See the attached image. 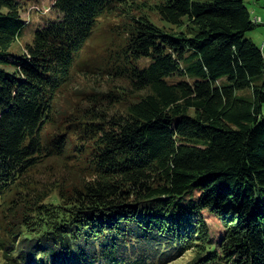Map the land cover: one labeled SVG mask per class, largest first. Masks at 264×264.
Segmentation results:
<instances>
[{
	"label": "trees",
	"instance_id": "trees-1",
	"mask_svg": "<svg viewBox=\"0 0 264 264\" xmlns=\"http://www.w3.org/2000/svg\"><path fill=\"white\" fill-rule=\"evenodd\" d=\"M147 8L184 30L166 31ZM52 10L15 57L26 11L0 0L6 263L167 264L193 250L191 264H264V46L247 37L263 18L246 0ZM110 16L123 28L99 71L111 85L78 93L72 79ZM205 212L220 219L219 240Z\"/></svg>",
	"mask_w": 264,
	"mask_h": 264
},
{
	"label": "rangeland",
	"instance_id": "rangeland-1",
	"mask_svg": "<svg viewBox=\"0 0 264 264\" xmlns=\"http://www.w3.org/2000/svg\"><path fill=\"white\" fill-rule=\"evenodd\" d=\"M25 9L24 20L27 21V25L21 35V37L13 44L12 53L15 57H21L24 55L27 44L31 43L35 37L36 30L38 28V23L43 25L50 17L56 18L58 13L52 10L53 0H19ZM204 1V0H201ZM248 7L253 12V16H260L264 20V0H246ZM144 13L149 15L151 19H153L158 26L164 28L168 32H175L179 29L184 30V28H178L174 25L168 24L164 22L160 16L154 12L153 9H145L142 10ZM33 14L30 16L29 14ZM42 12H45L43 14ZM48 13V14H47ZM134 13L138 14V12L134 11ZM30 16V17H29ZM133 15H126V19L130 20ZM122 18L121 16H110L106 17L101 21L100 27L95 33V36L88 41V46L84 52L82 62H81V70L72 79L71 89L77 90L78 93H82V90H91L96 87H101V89H107L111 83L110 78L107 75L100 73L99 71L103 65V58L107 54V51L112 46L113 42L117 41L122 32L121 24L119 23ZM247 37L252 39L256 44L263 48L264 46V24H261L259 27L255 28L252 31L247 33ZM17 60V59H16ZM88 63L90 66V70H87L85 64ZM6 70L9 72H13L15 66L13 64L3 65ZM87 71L89 75L86 77L81 72ZM73 97V93L67 95L66 98ZM74 102V101H73ZM205 216L207 218V222L209 219L217 222L220 227L218 229H213L210 225V231L213 237L216 240H219L222 230H221V222L220 219L215 217L214 215H210L208 212H205ZM209 224V223H208ZM195 258V252L193 250H188L182 255L175 257L171 262L167 264H191L193 259ZM0 264H8L3 259L2 254L0 253Z\"/></svg>",
	"mask_w": 264,
	"mask_h": 264
},
{
	"label": "clouds",
	"instance_id": "clouds-1",
	"mask_svg": "<svg viewBox=\"0 0 264 264\" xmlns=\"http://www.w3.org/2000/svg\"><path fill=\"white\" fill-rule=\"evenodd\" d=\"M208 223L213 229H218L220 227V225L212 219H209Z\"/></svg>",
	"mask_w": 264,
	"mask_h": 264
},
{
	"label": "bare ground",
	"instance_id": "bare-ground-1",
	"mask_svg": "<svg viewBox=\"0 0 264 264\" xmlns=\"http://www.w3.org/2000/svg\"><path fill=\"white\" fill-rule=\"evenodd\" d=\"M257 17H260V16H256V15H255V21L257 20ZM261 20H262V18L260 17V21H261Z\"/></svg>",
	"mask_w": 264,
	"mask_h": 264
},
{
	"label": "built area",
	"instance_id": "built-area-1",
	"mask_svg": "<svg viewBox=\"0 0 264 264\" xmlns=\"http://www.w3.org/2000/svg\"><path fill=\"white\" fill-rule=\"evenodd\" d=\"M256 22H260V17H257V20H256Z\"/></svg>",
	"mask_w": 264,
	"mask_h": 264
}]
</instances>
